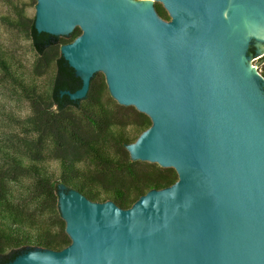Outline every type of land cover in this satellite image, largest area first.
I'll return each mask as SVG.
<instances>
[{
  "label": "water",
  "instance_id": "95a60500",
  "mask_svg": "<svg viewBox=\"0 0 264 264\" xmlns=\"http://www.w3.org/2000/svg\"><path fill=\"white\" fill-rule=\"evenodd\" d=\"M35 28L70 37L61 53L82 87L96 74L152 126L132 160L176 170L178 181L131 208L65 186L59 210L72 243L9 264H264V78L248 66L264 49V0H36ZM253 49L256 53H253Z\"/></svg>",
  "mask_w": 264,
  "mask_h": 264
},
{
  "label": "trees",
  "instance_id": "16d2710c",
  "mask_svg": "<svg viewBox=\"0 0 264 264\" xmlns=\"http://www.w3.org/2000/svg\"><path fill=\"white\" fill-rule=\"evenodd\" d=\"M155 7L162 19L170 20L162 4ZM15 12L16 18L0 12V25L27 31L38 57L34 71L27 72L0 42V69L13 92L29 102L32 110L25 141L28 152L14 150L0 140V264H9L33 249L61 251L71 245L58 210L62 185L93 202L112 201L129 209L151 190L168 188L179 179L173 168L132 160L127 146L152 121L134 107L116 104L117 110H112L106 102L109 90L102 73L92 79L85 99L73 101L62 95L82 87L61 53L62 46L81 36V29L76 28L70 37L40 33L35 18H28L22 8L15 7ZM52 66L56 68L52 84L42 87L39 81ZM48 151L58 162V174L47 165ZM15 174L31 180V201L48 209L50 223L38 219L29 202L13 199L10 178Z\"/></svg>",
  "mask_w": 264,
  "mask_h": 264
},
{
  "label": "rangeland",
  "instance_id": "374dc122",
  "mask_svg": "<svg viewBox=\"0 0 264 264\" xmlns=\"http://www.w3.org/2000/svg\"><path fill=\"white\" fill-rule=\"evenodd\" d=\"M140 1V0H135ZM157 2H154L156 4ZM160 4V3H158ZM15 7L24 9L28 18L36 17V0H0V12L3 16H11L16 18ZM1 31V46L6 53L13 55L23 66L27 72L34 71V65L37 60V53L33 47L32 40L25 30L20 28H12L5 24L0 25ZM250 66L257 69V72L263 76L264 74V50L262 54L249 59ZM56 72L55 66H52L45 76L40 79L39 83L42 87H50ZM264 78V76H263ZM107 104L112 110H117L116 104L120 105L110 93L106 98ZM121 106V105H120ZM116 112V111H115ZM32 110L30 103L16 95L10 81L4 76L0 69V140L14 150L26 152L28 149L26 142L29 137L28 120ZM131 133L132 130H131ZM135 135V133H133ZM28 152V151H27ZM47 165L53 172L59 173V165L52 152L48 151ZM32 182L29 178L23 175L15 174V177L10 178V190L15 201H27L29 206L36 213V217L40 220L48 221V209H40L31 201L32 194L30 189ZM59 197V195H58ZM59 210V209H58ZM49 213V212H48ZM60 213V210H59ZM61 216V213H60ZM54 226V225H53ZM56 227V225H55ZM57 228V227H56ZM56 230V229H55Z\"/></svg>",
  "mask_w": 264,
  "mask_h": 264
},
{
  "label": "bare ground",
  "instance_id": "6f19581e",
  "mask_svg": "<svg viewBox=\"0 0 264 264\" xmlns=\"http://www.w3.org/2000/svg\"><path fill=\"white\" fill-rule=\"evenodd\" d=\"M142 1L145 2V4H147V3H151V4H153V3L155 2V0H142ZM263 50H264V49H263ZM263 50L261 51L260 54L263 53ZM248 66H249V67L253 70V72L255 73L256 69H255L254 67L250 66V64H248Z\"/></svg>",
  "mask_w": 264,
  "mask_h": 264
},
{
  "label": "flooded vegetation",
  "instance_id": "af4514ba",
  "mask_svg": "<svg viewBox=\"0 0 264 264\" xmlns=\"http://www.w3.org/2000/svg\"><path fill=\"white\" fill-rule=\"evenodd\" d=\"M253 53H256V50L253 49Z\"/></svg>",
  "mask_w": 264,
  "mask_h": 264
}]
</instances>
